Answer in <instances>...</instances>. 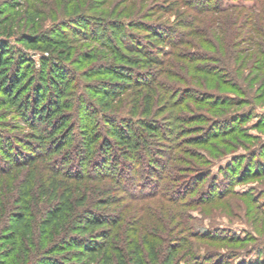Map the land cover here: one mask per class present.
I'll return each mask as SVG.
<instances>
[{
  "label": "trees",
  "instance_id": "obj_1",
  "mask_svg": "<svg viewBox=\"0 0 264 264\" xmlns=\"http://www.w3.org/2000/svg\"><path fill=\"white\" fill-rule=\"evenodd\" d=\"M76 3L68 20L81 23ZM128 3L103 32L82 35L93 45L80 60L100 62L83 75L60 66L73 47L55 32L35 24L18 37L46 54L35 68L0 26L1 107L31 130L21 143L0 133V264H170L183 248L193 264H264V252L241 261L255 241L247 234L189 227L181 211L190 190L221 200L242 183L246 158L264 159L263 146L230 157L221 179L212 170L255 140L242 108L264 89V0ZM156 198L177 212L145 204Z\"/></svg>",
  "mask_w": 264,
  "mask_h": 264
},
{
  "label": "rangeland",
  "instance_id": "obj_2",
  "mask_svg": "<svg viewBox=\"0 0 264 264\" xmlns=\"http://www.w3.org/2000/svg\"><path fill=\"white\" fill-rule=\"evenodd\" d=\"M128 1L129 3L127 7L129 9L132 0H79L80 4L84 3L85 5L83 6L85 8L87 18H84L81 23H77L74 20L75 18L73 20H68L70 19L69 17L74 14L75 6H77V0H0V26L7 23L10 32L12 33L9 41L12 42V45L25 53L27 58L34 61L35 68L39 67L41 57H46V54L40 50L26 48L21 45L17 42L18 37L22 33H29L31 27L35 24L39 29L38 34L55 32V37L58 35L59 38L61 37L65 41H69L73 47L70 51V58L63 63H60V66L63 65L67 69L76 70L78 73L83 75L86 73L88 68H91L94 64L99 65L100 62L97 60L88 62L80 60L82 52L88 53L89 51H92L91 45H93L82 35L92 36V32L94 31L103 32L104 28H106L104 23L105 19H109L111 21L112 18H116L120 13H123L121 11H124V14L127 15L128 11L125 10V7ZM36 8H38L40 14L34 12ZM37 15L39 16L36 18ZM99 17L103 18L100 19ZM172 19L174 18L170 17V20ZM2 30L3 29H0V33H2ZM140 34L143 35V33ZM49 35L51 37L53 36L52 34ZM76 35L79 36L76 37ZM2 38L5 39L4 37ZM62 71L63 70H60V72ZM31 76L35 78V81L33 82L37 85L39 84L40 87H43L44 83L41 82L42 80L37 75V72L32 71L30 77ZM84 81L90 80L86 79ZM92 81L96 80L93 79L91 82ZM255 91L257 100H255L254 105L242 108V111L247 114L244 129H247L246 133L251 135L253 138L255 137V140L253 142H247L244 145V147H247L245 150L238 147L237 150L227 151V154L220 158L216 166L212 168L213 173L218 175V177L220 176V179L221 176L225 177V175L223 173H218L217 170L219 167H226V165L231 162L230 157L246 155V152L251 149H253L254 153L257 152L256 155L258 156V152L261 151L259 148L264 146V89L255 88ZM2 98L3 96L0 95V100ZM124 101L126 106L125 111H129L130 102L128 100V103L126 104L125 99ZM14 126H17L18 130L13 129L12 127ZM106 132L108 136H111V131L108 128H106ZM0 133L15 136L18 138L17 143H21L20 141L22 140H29L28 137L31 135V130L24 127L22 121L17 119L15 115H12L8 108L1 107L0 103ZM21 148L23 151L27 152L26 147L21 146ZM246 160H249L250 162V158H246L243 162H246ZM263 160H261L260 163H257L258 165L255 164L254 161L252 166L248 165L250 168L246 165L243 166L244 163L242 162L240 169L242 167L243 168L238 170L239 174L237 178V181H242V183L237 184L234 187L233 192L224 196L225 198L210 204L204 203L201 201L203 199L198 197V192L200 190L193 191L192 189L190 190L189 195L185 198V203L190 201L187 204L188 206L181 210L186 214V216H188L186 221L189 227L191 226L200 230H211L212 232L217 230L229 231V233H234L240 237L247 234L249 238H253L255 241L250 242L246 246L252 247L253 249H250L249 252L242 254L240 257L244 259L241 260L243 262L248 261L249 259H255L262 255L261 252H264ZM247 168L249 170H247ZM244 169L246 172L240 175V172L245 171ZM247 171L250 173L253 171V173L250 174L249 172L247 173ZM230 176H232V174ZM118 197H120V194H118ZM124 203L125 204L120 201V206H125L126 202ZM131 204L135 205L134 203ZM145 204L157 210L164 209L166 214L169 213V211H172L173 215L175 211L177 212V209L171 203L161 201L157 198L150 200ZM134 209L133 212L135 214H132H138L140 216L142 212ZM109 212L111 213V211H108V213ZM179 237H177V239ZM3 245H10V241L7 240L6 242H3ZM215 248L237 249L238 246L207 244L201 250ZM70 249L71 250L65 252L63 256L66 255V257L69 258L70 255L68 254L67 256V253L73 252V249ZM191 253L187 252L186 248L178 250L176 252V258L173 259L170 264H193ZM260 258L263 263L264 258Z\"/></svg>",
  "mask_w": 264,
  "mask_h": 264
}]
</instances>
